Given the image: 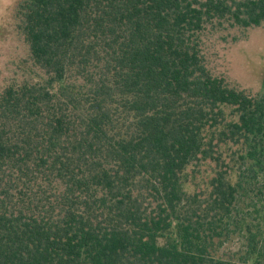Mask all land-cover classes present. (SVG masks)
Listing matches in <instances>:
<instances>
[{
	"label": "trees",
	"instance_id": "obj_1",
	"mask_svg": "<svg viewBox=\"0 0 264 264\" xmlns=\"http://www.w3.org/2000/svg\"><path fill=\"white\" fill-rule=\"evenodd\" d=\"M17 18L40 79L0 92V264H264V92L201 46L208 25L261 26L264 0H26Z\"/></svg>",
	"mask_w": 264,
	"mask_h": 264
},
{
	"label": "rangeland",
	"instance_id": "obj_2",
	"mask_svg": "<svg viewBox=\"0 0 264 264\" xmlns=\"http://www.w3.org/2000/svg\"><path fill=\"white\" fill-rule=\"evenodd\" d=\"M24 1L0 0V92L27 78L40 79L18 30V6ZM201 41L207 67L214 76L253 96L264 92V23L248 29L229 22L211 24ZM211 171L210 166L199 168L197 183L202 185Z\"/></svg>",
	"mask_w": 264,
	"mask_h": 264
}]
</instances>
